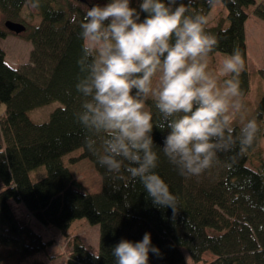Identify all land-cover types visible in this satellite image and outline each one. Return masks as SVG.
<instances>
[{
  "label": "trees",
  "instance_id": "obj_1",
  "mask_svg": "<svg viewBox=\"0 0 264 264\" xmlns=\"http://www.w3.org/2000/svg\"><path fill=\"white\" fill-rule=\"evenodd\" d=\"M215 1L192 0L191 10L207 16ZM219 1L226 15L206 26L219 38L211 56L240 50L245 59L240 76L245 103L250 74L244 23L251 14L264 21V0ZM35 2L0 0V12L7 20L24 24V38L32 43L28 63L19 68L6 63L0 47V263L13 259L18 264H44L42 257L51 258L47 251L53 241L34 229L29 216L66 239V264H116L112 248L121 239L142 241L145 233L159 250V255L149 253L148 264H186L182 248L194 261L211 251L215 258L207 264H264V162L250 167L247 151L240 152L237 146L218 153V162L200 177L179 175L162 151L169 130L158 127L165 121L148 99L159 157L155 171L178 197L175 215L171 208L154 206L139 180L123 169L119 175L108 173L84 147L86 133L77 119L84 99L76 90L83 47L79 25L92 4L38 0L34 8ZM138 2L133 0L132 6L138 7ZM25 6L33 10L26 17L39 15L38 24L29 25L21 16ZM8 34L13 33L0 26V38ZM258 73L264 77V68ZM52 101L62 105L47 121L30 120L31 109ZM256 118L264 119V93ZM78 149L80 153L69 155ZM65 155L68 165L83 159L92 163L101 180L98 191H87L73 178ZM39 167H44V175L33 181L30 172ZM79 218L98 225L96 253L68 231Z\"/></svg>",
  "mask_w": 264,
  "mask_h": 264
},
{
  "label": "clouds",
  "instance_id": "obj_2",
  "mask_svg": "<svg viewBox=\"0 0 264 264\" xmlns=\"http://www.w3.org/2000/svg\"><path fill=\"white\" fill-rule=\"evenodd\" d=\"M132 3H94L79 25L76 90L84 99L77 119L86 133L84 147L101 167L117 175L123 169L154 206L175 215L178 197L155 171L159 157L148 99L165 121L158 127L169 130L162 151L183 177H200L218 162V153L252 148L261 124L247 119L237 133L234 122L245 107L244 56L233 49L218 71L212 68L219 38L207 31V16L191 10L192 0ZM150 252L159 255L149 233L112 248L116 264H148Z\"/></svg>",
  "mask_w": 264,
  "mask_h": 264
},
{
  "label": "rangeland",
  "instance_id": "obj_3",
  "mask_svg": "<svg viewBox=\"0 0 264 264\" xmlns=\"http://www.w3.org/2000/svg\"><path fill=\"white\" fill-rule=\"evenodd\" d=\"M88 4L99 3L97 0H87ZM103 3H101L102 5ZM33 11L29 6H25L21 12V16L25 19L29 25H36L40 21L39 15L33 16V18L26 17V12ZM226 15V9L222 2L216 0L208 15V26L215 25L220 17ZM7 18L0 12V26L5 28L4 22ZM24 31L22 34H8L4 38H0V47L5 53V61L8 65L14 68H19L28 63L32 43L24 38ZM245 43H246V63L247 70L250 74V89L245 97V107L234 122V127L240 128L247 119L256 118V110L259 100L264 93V77L258 73L260 68H264V21L258 18L256 15L251 14L244 24ZM225 53L217 52L211 56V66L214 70L218 71ZM151 99V98H149ZM62 104L59 101H52L41 107L31 109L28 112L30 120L35 123H42L48 120L49 114ZM3 108L0 107V110ZM148 109V107H147ZM261 124V129L264 128V119H258ZM259 134L255 144L252 148L247 150L248 162L247 164L252 168H258L264 162V136L262 131ZM80 153V149L69 153ZM64 164L68 166L72 172L73 178L87 191L96 192L100 188L101 180L94 169V166L87 159L79 160L74 164L67 163V155L63 157ZM44 167H39L36 170L30 172V178L33 181L38 180L44 175ZM20 212V211H19ZM27 218L30 223L34 225V229L40 232L46 240H52L53 244L48 248V254L51 258L42 257L44 264H66L69 245L63 236L55 229L44 227L29 216ZM70 234H74L80 237L83 242L90 248L91 251H98V238L99 228L98 225L90 224L86 219L79 218L72 222L68 229ZM186 264H207L215 258V255L211 251L203 253L202 258L199 261H194L188 254L185 248L181 249ZM30 263V262H29ZM0 264H18L13 259H6ZM23 264V263H21Z\"/></svg>",
  "mask_w": 264,
  "mask_h": 264
},
{
  "label": "water",
  "instance_id": "obj_4",
  "mask_svg": "<svg viewBox=\"0 0 264 264\" xmlns=\"http://www.w3.org/2000/svg\"><path fill=\"white\" fill-rule=\"evenodd\" d=\"M78 1L85 3L87 0H78ZM91 6L92 5H90V7ZM4 26L8 31L17 35L25 31V26L20 22L6 20L4 22Z\"/></svg>",
  "mask_w": 264,
  "mask_h": 264
},
{
  "label": "bare ground",
  "instance_id": "obj_5",
  "mask_svg": "<svg viewBox=\"0 0 264 264\" xmlns=\"http://www.w3.org/2000/svg\"><path fill=\"white\" fill-rule=\"evenodd\" d=\"M87 4H88V2H87ZM24 25V24H23ZM25 29H26V27H25ZM10 32V31H9ZM14 34V33H13ZM17 35V34H16ZM5 54V53H4ZM29 61V60H28Z\"/></svg>",
  "mask_w": 264,
  "mask_h": 264
},
{
  "label": "crops",
  "instance_id": "obj_6",
  "mask_svg": "<svg viewBox=\"0 0 264 264\" xmlns=\"http://www.w3.org/2000/svg\"><path fill=\"white\" fill-rule=\"evenodd\" d=\"M245 24V23H244Z\"/></svg>",
  "mask_w": 264,
  "mask_h": 264
}]
</instances>
